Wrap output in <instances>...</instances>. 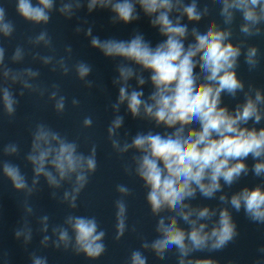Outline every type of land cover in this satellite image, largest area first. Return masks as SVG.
Segmentation results:
<instances>
[{
  "label": "clouds",
  "instance_id": "obj_1",
  "mask_svg": "<svg viewBox=\"0 0 264 264\" xmlns=\"http://www.w3.org/2000/svg\"><path fill=\"white\" fill-rule=\"evenodd\" d=\"M82 9L89 15L109 12L113 25H130L143 16L160 37L153 43L137 29L127 39H101L93 34L92 26H84L86 19L74 29L115 62L112 84L117 95L110 105L113 118L107 126V139L114 153L127 157L124 174L142 184L155 221L154 236L139 235V247L130 251L126 264H148L146 254L160 262L174 257L175 264H219L211 255L196 253L222 251L237 239L234 213L243 212L250 222L264 225V87L246 82L238 74L241 57L250 72L264 58L260 48L249 43L264 36V0H15L17 16L40 28L28 38V44L51 53H31L32 60L63 76L74 73L85 87L92 88L94 82L88 79L92 65L83 60L70 63V45L64 49L66 55L57 57L46 27L53 13L79 20ZM15 31V21L0 5V38L9 39ZM28 54L24 46L17 45L10 62L20 64ZM5 61L6 49L0 46V114L14 119L18 97L25 92L47 95L55 113H65L68 97L59 84L43 86L38 69H13ZM145 86L150 88L147 94ZM225 97L234 104H226ZM71 105L78 107L80 100L73 97ZM127 115L150 127L135 134L126 131L122 137ZM93 124L89 115L81 127L91 129ZM30 136L23 157L31 167L30 181L19 164L0 158V176L24 196L22 223L14 229V238L25 249L34 235L29 220L34 208L29 201L41 180L52 190V199L76 209L80 193L98 168L95 144L84 152L79 137L70 138L43 121L34 124ZM20 152L16 142L0 146L2 157H18ZM250 175L260 183L233 190ZM61 189L62 195H58ZM115 190L119 194L114 202L115 239L120 240L129 230L126 198L133 190L126 184H117ZM201 200L216 204L199 203ZM38 224L41 248L71 251L90 261L107 250L106 232L95 216L69 213L61 224L53 225L48 215H42ZM258 252L261 255L255 264H264V245ZM29 261L48 264L47 256L36 251L29 253Z\"/></svg>",
  "mask_w": 264,
  "mask_h": 264
}]
</instances>
